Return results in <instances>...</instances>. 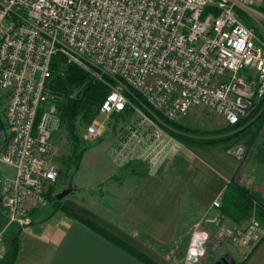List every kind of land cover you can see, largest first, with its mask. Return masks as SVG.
<instances>
[{
	"label": "built area",
	"instance_id": "obj_1",
	"mask_svg": "<svg viewBox=\"0 0 264 264\" xmlns=\"http://www.w3.org/2000/svg\"><path fill=\"white\" fill-rule=\"evenodd\" d=\"M259 3L264 0H0V91L7 96L0 161L14 170L0 177V205L9 224L30 226L27 207L46 204L60 174L51 156L62 122L46 86L54 57L108 84L99 114H132L112 150L115 161H147L154 171L181 145L159 114L179 122L199 109L235 126L264 100V39L238 14L242 8L253 16ZM129 91L142 98L131 93L132 100ZM97 135L89 125L86 136ZM225 151L239 162L246 156L241 143ZM221 200L212 206L220 209ZM219 234L245 259L264 239V226L251 217ZM198 247L194 241L191 251Z\"/></svg>",
	"mask_w": 264,
	"mask_h": 264
},
{
	"label": "crops",
	"instance_id": "obj_2",
	"mask_svg": "<svg viewBox=\"0 0 264 264\" xmlns=\"http://www.w3.org/2000/svg\"><path fill=\"white\" fill-rule=\"evenodd\" d=\"M263 8V3L253 6V16L238 9L248 26L255 29V20L263 28L261 33L255 29L262 39ZM117 137L109 142L107 156L111 162L108 169L106 165L101 167L100 176L97 171L92 174L96 170L92 162L96 159L90 153L95 146L86 149L73 174L76 175L71 181L73 190L63 198L65 207L74 215L59 211L46 216L43 211H36L32 226L20 232L14 264H146L79 218L99 226L153 262L165 264L161 253L177 242L184 229L183 222L188 217L204 219V215L217 212L213 201L218 196L223 199L229 184L248 189L264 203V123L243 161L229 156L225 145L180 143L169 162L157 170H150L148 165L147 174L132 172L125 177L117 176L132 164L122 168L116 165L112 150ZM103 184H107L104 189L100 187ZM96 189L100 191L93 192ZM221 224L241 225L225 216ZM261 224L264 226V220ZM223 247L225 253L240 258L234 244ZM236 264H264V239Z\"/></svg>",
	"mask_w": 264,
	"mask_h": 264
},
{
	"label": "rangeland",
	"instance_id": "obj_3",
	"mask_svg": "<svg viewBox=\"0 0 264 264\" xmlns=\"http://www.w3.org/2000/svg\"><path fill=\"white\" fill-rule=\"evenodd\" d=\"M255 22V29L261 33L263 31V28L259 25L258 22ZM263 33V32H262ZM7 104V96L5 92L0 91V116H4V110ZM261 105V104H260ZM264 104L262 106H259L251 115H253L255 112L263 109ZM132 118V114L128 115H112L109 118H106L104 116H101L98 114V116L91 122H81L77 123V133L80 137V145L79 149L83 148H89L91 146H95L92 149V156L93 159H96L94 164H96V170L92 171V174H95L97 171V175H102L103 168L105 165L109 168L110 159L107 156V148L110 141H113L116 136L120 137L122 135L123 130L125 127L129 125V120ZM178 123L195 130L197 133H194V135L197 137H204V138H210V139H217L216 137H226L229 136V134L232 133V131H226V128L228 125L220 118H217L214 115H211L209 113L195 110L192 111L185 119L180 120ZM91 124H94L98 129V135L94 139H90L86 136V130L87 127ZM199 132H204L206 134L205 136L200 134ZM210 132V133H208ZM117 137V138H118ZM176 144L178 142H175ZM236 143H241L246 147V153L248 150V145L245 142V139L241 141H230L225 144V146L228 145H234ZM53 144H54V152L51 156L52 163L58 165L60 167V174L58 177L57 182L52 186L47 193V202L46 204L39 206V207H31L30 205L27 207V216H29L32 219V223L27 228H30L32 224L34 223V215L36 211L44 212L47 216H53L57 212L61 211L65 214L69 213L67 212V208L64 204V199L58 200L57 195L60 194L63 190L67 189L71 183V181L75 180V176H73L75 172V163L73 158V143L70 139L68 130L64 125L60 127L58 131H56L53 135ZM179 144V143H178ZM180 145V144H179ZM181 146V145H180ZM179 150V149H178ZM170 156L162 163L164 164L166 161L169 162ZM98 162V163H97ZM147 162V161H146ZM139 162V161H132L131 163L121 166L119 163H116L118 167H127L125 168L126 171H120L119 176H126L127 173L130 174H147L148 173V163ZM167 162V163H168ZM134 163V164H133ZM94 167V166H92ZM97 167H100L101 169H97ZM161 167V166H159ZM158 167V168H159ZM94 168V169H95ZM150 170L151 167H149ZM128 169V170H127ZM132 169V170H131ZM85 171V170H84ZM14 170L5 165L0 161V177H7L11 176ZM133 172V173H132ZM82 175H84V172L82 171ZM96 176V178L98 177ZM106 183V182H105ZM107 184H103L100 186L101 188L106 186ZM100 191L99 189H96L93 192ZM92 192V191H91ZM97 195V194H96ZM223 205V199L221 200V207ZM1 206V205H0ZM2 207V206H1ZM1 209V208H0ZM67 209V210H66ZM221 209V208H220ZM216 210L217 212L213 214H206L204 217L207 219H213L216 218L218 220H222V213L221 210ZM9 212H7L5 209L0 210V222L5 221V225L3 227H0V230L6 228L5 230V237H4V244L0 248V264L3 262L4 257L10 250V244L12 241V238L10 237L13 232H21L24 229L19 224H9L8 217ZM256 218L259 222L262 223V220L259 218V216L253 212L252 216ZM250 217V218H251ZM187 218V217H186ZM206 218L203 219L201 217L195 216L194 218L186 219L183 222V231L182 234L179 236L177 242H175L171 247L167 248L166 250H163L161 253L164 259L165 264H184L185 261L189 260L192 264H216L217 260L225 253L224 251V244L231 243L229 241L220 240V234L219 231L223 227V224H213L208 223L206 221ZM4 220V221H3ZM7 224H9L8 227ZM209 224H211L209 226ZM218 227V230H217ZM228 227V226H226ZM232 228L231 226H229ZM216 228V230H215ZM196 241V244L199 246L196 250L191 251V244ZM204 242V243H203ZM203 243V245H202ZM233 245V243H231ZM194 253V254H193ZM202 254V255H201ZM230 254V253H229ZM235 261L237 262L240 259H243L239 253L240 258L236 257L234 254L231 253Z\"/></svg>",
	"mask_w": 264,
	"mask_h": 264
},
{
	"label": "trees",
	"instance_id": "obj_4",
	"mask_svg": "<svg viewBox=\"0 0 264 264\" xmlns=\"http://www.w3.org/2000/svg\"><path fill=\"white\" fill-rule=\"evenodd\" d=\"M210 11H212V8L207 9V12ZM46 86L53 96L52 101L57 107L62 125L67 128L70 139L73 143V161L75 163L76 171L80 166L84 152L88 149H79L80 137L77 133V123H91L98 116L99 108L110 93L111 89L108 84L97 80L89 72L76 64H66L62 55H57L53 58L51 76L48 79ZM129 92V97L134 100L131 93L133 94L135 92ZM135 95L142 98L138 93H135ZM263 104L264 100L261 102L260 106ZM158 116L166 124L167 131L170 135L183 145H225L233 140L241 141L245 139V142L249 147L264 123V107L261 112L258 110L241 123L235 126H228L226 131H232V133L226 137H216L217 139L197 137L194 133H197L198 131L196 132L178 122L169 121L160 114ZM199 133L204 136L206 135L204 132ZM0 208L3 209L1 206ZM220 210L223 216L230 218L237 224L244 223L252 216L253 212H255L262 221L264 220V203L257 196L249 192L248 189L235 183H231L227 187L223 196V205ZM67 212L74 215V213L69 210H67ZM79 219L108 240L134 254L144 263L157 264L144 254L122 243L99 226L86 219ZM4 225L5 221L0 222V227H3ZM19 235V231H15L11 234L10 237L12 238V241L10 244V250L1 264H14L18 253Z\"/></svg>",
	"mask_w": 264,
	"mask_h": 264
},
{
	"label": "water",
	"instance_id": "obj_5",
	"mask_svg": "<svg viewBox=\"0 0 264 264\" xmlns=\"http://www.w3.org/2000/svg\"><path fill=\"white\" fill-rule=\"evenodd\" d=\"M6 139H7L6 125H5L3 118L0 116V154L4 148V145L6 143ZM72 190H73V186L70 183V185L67 189L63 190L60 194L57 195V199L62 200L68 194H70L72 192ZM0 202H1V200H0ZM216 264H236V261L231 254L227 253L223 258H221L219 261H217Z\"/></svg>",
	"mask_w": 264,
	"mask_h": 264
},
{
	"label": "flooded vegetation",
	"instance_id": "obj_6",
	"mask_svg": "<svg viewBox=\"0 0 264 264\" xmlns=\"http://www.w3.org/2000/svg\"><path fill=\"white\" fill-rule=\"evenodd\" d=\"M227 253H224L217 261H219L221 258H223ZM217 263V262H216Z\"/></svg>",
	"mask_w": 264,
	"mask_h": 264
},
{
	"label": "clouds",
	"instance_id": "obj_7",
	"mask_svg": "<svg viewBox=\"0 0 264 264\" xmlns=\"http://www.w3.org/2000/svg\"><path fill=\"white\" fill-rule=\"evenodd\" d=\"M194 254V253H193Z\"/></svg>",
	"mask_w": 264,
	"mask_h": 264
}]
</instances>
